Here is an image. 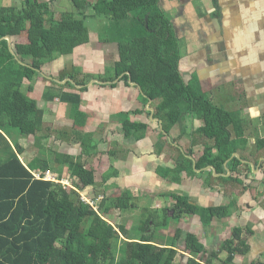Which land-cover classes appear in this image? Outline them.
<instances>
[{
  "label": "trees",
  "instance_id": "trees-1",
  "mask_svg": "<svg viewBox=\"0 0 264 264\" xmlns=\"http://www.w3.org/2000/svg\"><path fill=\"white\" fill-rule=\"evenodd\" d=\"M71 1L78 12L90 9L93 18L108 22L109 33L118 34L117 38L100 39L102 43H116L119 50V61L100 81L112 83L120 79L127 87L131 81L152 101L154 119L161 122L158 145L166 144L175 153V167L164 177L180 182L182 173L195 177L206 174L207 181H222L227 191L229 185L239 186L238 197H241L246 187L241 182L240 170L249 166L242 158L233 156L244 149L241 137L244 130L233 136L232 130L239 124L237 116L215 106L207 95L184 81L179 41L160 0ZM132 15L144 34L128 37L122 32L121 23ZM86 18L84 13L58 15L50 2L41 0H26L20 7H0V264H176L179 251H183L180 247L183 232L176 229L165 245L157 241L155 229H166L167 220L179 222L189 215L199 216L203 226H210L216 218H229L236 200L228 206L201 207L179 196L171 210H164L166 219L162 224L157 223L156 212L150 211L143 215L138 231L126 226L116 228L109 223V219L116 220L113 210L138 208L129 194L104 201L97 214L73 189L34 180L31 174L35 170L45 173L51 165L47 150L39 146L43 114L36 101L26 95L33 86L25 87L24 82H33L43 67L89 44ZM139 26L132 32L139 31ZM5 38H15L11 47ZM80 74L72 67L65 69L60 79H70L77 86L88 84L91 76L79 81ZM63 100L74 109L81 102L79 95H65ZM187 116L200 120L202 126L191 134L189 151L182 152L174 145L176 139L171 144L167 137L175 128L181 131L179 138L183 137L181 129ZM76 118L77 122L81 119L77 114ZM117 119L124 139L139 142L146 138L148 125L132 123L127 115ZM30 137H34L33 147L38 153L25 166L19 157L22 148L18 140ZM262 143L259 148H264ZM91 144L88 135L77 158L63 156L59 160L53 154L58 165L67 164L71 184L79 191L87 192L95 186L94 172L86 170L83 162ZM227 172L231 174L225 177ZM214 174L221 177L215 178ZM253 233L250 228L235 227L220 249L211 253L195 235L186 234L185 264H214L223 253L228 256L220 260L221 264H235L236 255L249 253V238ZM118 241L121 246L117 251Z\"/></svg>",
  "mask_w": 264,
  "mask_h": 264
},
{
  "label": "crops",
  "instance_id": "crops-1",
  "mask_svg": "<svg viewBox=\"0 0 264 264\" xmlns=\"http://www.w3.org/2000/svg\"><path fill=\"white\" fill-rule=\"evenodd\" d=\"M25 1L0 0V7H20ZM41 1L50 2L58 15L84 13L93 18L90 9L78 12L71 0ZM160 4L171 18L179 41L184 81L207 95L215 106L237 116L239 124L233 128V136L244 130V149L234 157L242 158L249 166L240 170L246 191L238 197L240 187L229 193L222 181L211 180L209 185L206 174L189 179L187 173H182L180 182L167 181L164 175L175 167V153L166 144L158 145L161 124L154 119L152 101L136 86L127 87L120 79L117 84L100 81L119 61V50L116 43L101 44L98 37L93 41L90 37L89 44L77 48L72 55L43 67L33 82H24L25 87L33 86L27 96L36 101L43 114L39 146L47 150L49 171L60 176L69 172L67 164L54 162L53 154L59 160L63 156L79 157L82 142L90 135L92 144L83 162L86 170L94 172L96 181L87 190L88 195H103L107 201L129 194L139 209L155 212L171 210L179 196L201 207L227 206L236 200L229 218H216L205 227L199 217L189 215L179 221V227L185 236L196 235L211 253L221 246L218 241L231 237L235 227L244 229L253 222L256 225L249 238V254L236 255L234 262H264V148H259L264 142V0H160ZM100 20V26L107 27L108 22ZM13 41L15 38L11 44ZM68 67L80 68L79 81L91 76L90 82L77 86L70 79L61 80V73ZM65 95H79L78 108L65 102ZM76 114L81 117L78 122ZM122 115L132 123L148 125L146 138L139 142L124 139L117 119ZM201 126L200 120L187 116L181 129L183 137L179 138L181 131L175 128L167 137L169 143L176 139V147L189 151L191 134ZM34 143V137L18 140L22 148L19 157L25 166L37 158ZM230 174L227 172L225 177ZM138 208L123 212L133 214ZM111 213L116 214V210ZM171 215L169 211L168 217Z\"/></svg>",
  "mask_w": 264,
  "mask_h": 264
},
{
  "label": "rangeland",
  "instance_id": "rangeland-1",
  "mask_svg": "<svg viewBox=\"0 0 264 264\" xmlns=\"http://www.w3.org/2000/svg\"><path fill=\"white\" fill-rule=\"evenodd\" d=\"M53 12H54V10H53ZM55 13V12H54ZM134 18H133V15L126 21V22H123V23H121V27H122V32H124V34L125 35H127L128 37H134V36H136V35H142V34H144V29L142 28V26H139L138 24H136L135 22H134ZM104 21V20H103ZM100 23H101V20L99 19V18H87V20H86V26L88 27V30H89V33H90V37H91V40H92V38H93V40H94V38L96 37H98L99 38V42H100V39L101 38H104V37H108V38H117L118 37V34H115V33H109V28H108V25H107V27H106V25L105 26H100ZM136 26H139L137 29L140 31H137V32H135V33H133L134 32V27H136ZM133 31V32H132ZM92 40V41H93ZM98 42V40H96L94 43H97ZM101 43V42H100ZM9 44V43H8ZM102 44V43H101ZM70 68H72V67H68L67 69H70ZM80 69V68H79ZM79 69H77L76 68V70H77V72H79V73H81V69L79 70ZM96 80H98V78L96 79ZM118 81V80H117ZM117 81H116V83L115 84H117ZM122 81V80H121ZM113 83V82H112ZM25 93H26V90H25ZM26 95H27V93H26ZM140 101V100H139ZM216 105V104H215ZM231 113V112H230ZM232 114H234V113H232ZM29 140V139H28ZM30 142V141H29ZM82 153V152H81ZM80 153V154H81ZM89 155V154H88ZM88 155H85V157L86 156H88ZM235 156V155H234ZM233 156V157H234ZM71 157V156H70ZM84 158V157H83ZM36 171V170H35ZM198 173V172H197ZM62 176H63V179L65 178H67V179H69V172H65L64 174H62ZM189 177V179H193L195 176H193V175H188ZM61 177V176H60ZM164 180H166L165 178H164ZM168 180H171V178L170 179H167V181ZM172 181V180H171ZM208 182L209 183H211V180H208ZM242 182V181H241ZM242 184H243V182H242ZM175 185H178V184H175ZM205 185H208L207 183L205 184ZM226 186V185H225ZM238 187L239 186H237V187H234V186H231V185H229V187H228V191L227 192H229V193H232V192H236L237 190H238ZM89 197H91V198H96V202H98L97 201V199H99V198H101V200L103 199V195L102 196H98L97 197V195H95V194H89ZM105 200L103 199L101 202H100V204H99V206H98V208H100V207H102L104 204H105V202H104ZM137 204H138V202H136ZM141 203V202H140ZM175 203H176V201H175ZM174 203V204H175ZM228 206V205H227ZM138 207H139V204H138ZM173 208V207H172ZM139 209V208H138ZM145 210V211H144ZM150 211H152L151 209H139L137 212L136 211H134V212H132L133 214H131L129 211L128 212H123V211H118V210H116V214H113L114 215V217L116 218V220L114 221L113 219H109L110 221H109V223H111V224H113L116 228H118V227H129L130 229L132 228H134V229H137L138 230V228H139V226L141 225V220H142V218H143V215L145 214H148V213H150ZM164 210H162V211H156V215H157V218L158 219H156V221H157V223L158 224H162L164 221H165V215H166V213H165V211L163 212ZM97 214H100V211H98V213ZM121 214V215H120ZM151 215H154L155 216V214H152L151 213ZM171 217V216H170ZM185 217V216H184ZM197 217H199V216H197ZM121 218V219H120ZM200 218V217H199ZM168 221V223H169V227L168 228H166V229H161L160 227H157L156 229H155V235H156V239H157V241H161L160 243H164L165 245H168V240L169 239H172V237H173V235H174V232H175V230L176 229H180L182 232H183V230L179 227V222H176V221H174V220H172L171 219V222H170V220H167ZM255 223H253V222H249L247 225H245V227H247V228H250V229H252L253 230V228L255 227ZM138 231H140V230H138ZM136 234V233H135ZM134 234V235H135ZM184 234V233H183ZM188 234H192V233H188ZM194 235V234H193ZM196 236V235H195ZM197 237V236H196ZM183 239L181 240V245H180V247L182 248V250L184 251V248H185V242H184V240H185V235H183V237H182ZM198 239V238H197ZM227 240V239H226ZM226 240H220V241H218V243L220 244V245H222V243L224 242V241H226ZM198 241H199V239H198ZM121 246V242L120 241H118V242H116L115 243V248H116V250L118 251V249H119V247ZM220 247L221 246H219V248H213V250L211 251V252H213V251H217L218 249H220ZM215 249V250H214ZM217 249V250H216ZM183 251H179V255L177 256V258H176V264H185V262H186V258H184V256H188L187 254H185ZM208 253H210V252H208ZM249 254V253H248ZM209 255V254H208ZM247 255V254H246ZM227 253H223V254H221V257H220V260H224V259H226L227 258ZM237 256H239V255H237ZM240 256H245V255H240ZM117 258L119 257V254H117V256H116ZM208 257V256H207ZM220 260H215V262H214V264H221V261Z\"/></svg>",
  "mask_w": 264,
  "mask_h": 264
},
{
  "label": "built area",
  "instance_id": "built-area-1",
  "mask_svg": "<svg viewBox=\"0 0 264 264\" xmlns=\"http://www.w3.org/2000/svg\"><path fill=\"white\" fill-rule=\"evenodd\" d=\"M31 174H32L34 180L44 181V182H52L55 184H61L64 188L73 189L74 191H76L80 195L81 201L84 204L90 206L96 213H98V211H99L98 206L103 199L101 200V198H99V199H97L98 202H96L95 201L96 198L89 197L87 192L79 191L76 188H74L71 184L70 179H67V178L63 179V177H60V175H57L52 171H47L44 173L40 170H36V171H31Z\"/></svg>",
  "mask_w": 264,
  "mask_h": 264
},
{
  "label": "water",
  "instance_id": "water-1",
  "mask_svg": "<svg viewBox=\"0 0 264 264\" xmlns=\"http://www.w3.org/2000/svg\"><path fill=\"white\" fill-rule=\"evenodd\" d=\"M5 40L8 41L9 46L11 47V39L10 38H5ZM130 80H131V78H130ZM130 84L133 85V86H136V84L131 83V81H130ZM160 124H161V122H160Z\"/></svg>",
  "mask_w": 264,
  "mask_h": 264
}]
</instances>
